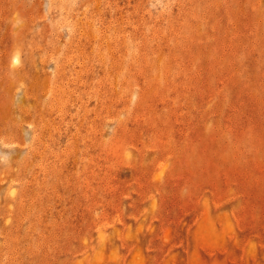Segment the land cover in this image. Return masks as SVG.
Segmentation results:
<instances>
[{
    "label": "rangeland",
    "instance_id": "rangeland-1",
    "mask_svg": "<svg viewBox=\"0 0 264 264\" xmlns=\"http://www.w3.org/2000/svg\"><path fill=\"white\" fill-rule=\"evenodd\" d=\"M0 264H264V0H0Z\"/></svg>",
    "mask_w": 264,
    "mask_h": 264
}]
</instances>
